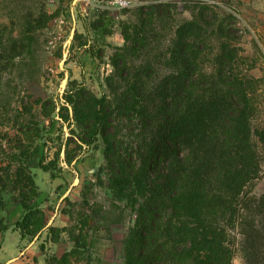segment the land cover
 <instances>
[{
    "label": "trees",
    "instance_id": "trees-1",
    "mask_svg": "<svg viewBox=\"0 0 264 264\" xmlns=\"http://www.w3.org/2000/svg\"><path fill=\"white\" fill-rule=\"evenodd\" d=\"M175 8L172 0L138 7V23L124 24V45L115 48L108 92L97 97L84 81L73 82L68 115L57 120L81 130L84 154L104 144L109 190L137 217L125 264H232L237 253L246 264H264V196L252 195L263 168L259 81L235 46L232 12L202 2L184 7L191 19L175 24ZM112 18L98 14L93 30L112 34ZM38 153L34 145L20 157L46 173L57 169L58 154L45 164ZM8 168L7 178L16 169L12 177L25 185L18 205L26 215L6 222L7 180L0 178V236L14 228L33 242L46 229L60 232L31 205L38 194L27 167Z\"/></svg>",
    "mask_w": 264,
    "mask_h": 264
},
{
    "label": "rangeland",
    "instance_id": "rangeland-1",
    "mask_svg": "<svg viewBox=\"0 0 264 264\" xmlns=\"http://www.w3.org/2000/svg\"><path fill=\"white\" fill-rule=\"evenodd\" d=\"M73 1L0 0V178L7 180L2 215L12 223L18 203L26 199L21 195L25 185L12 177L16 169L7 178L8 166H25L38 194L31 205L45 212L48 228L60 230L46 229L32 242L11 228L0 236V249L9 240L11 252L24 264H125L124 243L136 213L116 201L109 190L102 140L84 154L78 141L81 130L69 121L58 122L57 113L67 117L63 109L73 82L84 81L97 97L108 92L106 79L114 71L112 58L118 46L105 42V30H93L97 15L108 13L113 21L106 29L122 33L124 24L138 23V7L157 0H131V9L111 12L87 9ZM202 2L217 4L222 13L236 16L235 46L253 67L249 75L259 81L255 117L259 127L264 122V0H172L175 24L191 19V11L184 7ZM170 37L167 34L164 43ZM15 47L19 50L13 51ZM34 145L45 164L59 155L56 170L46 173L36 162L20 157ZM260 150L263 168L252 192L256 198L264 196V149ZM232 264L246 263L237 253Z\"/></svg>",
    "mask_w": 264,
    "mask_h": 264
},
{
    "label": "crops",
    "instance_id": "crops-1",
    "mask_svg": "<svg viewBox=\"0 0 264 264\" xmlns=\"http://www.w3.org/2000/svg\"><path fill=\"white\" fill-rule=\"evenodd\" d=\"M104 38H105V42L108 44H113V45H116L118 47H121L124 45V39H123L122 33L113 31L112 34L105 35ZM108 68L110 71L113 70L111 65H108ZM101 86L105 89V84H102ZM25 214H26L25 210L22 207L18 206L14 211V214H13L14 219H13L11 224H16L19 220H21L23 218V216ZM14 234L16 236L20 237L19 232L15 231ZM20 241H22L21 238H20ZM12 247H13L12 242H9V240H6L5 244L0 249V262L2 260H5V261H3L4 264H24L23 259L22 260L21 259L16 260L19 257H18V255H16V253L11 252ZM2 256H3V259H2ZM27 258H29V257H27ZM27 258H25V261L27 260Z\"/></svg>",
    "mask_w": 264,
    "mask_h": 264
},
{
    "label": "built area",
    "instance_id": "built-area-1",
    "mask_svg": "<svg viewBox=\"0 0 264 264\" xmlns=\"http://www.w3.org/2000/svg\"><path fill=\"white\" fill-rule=\"evenodd\" d=\"M74 5H81L87 9H102L107 12L114 10H128L134 6L131 0H74ZM86 13V9L83 11Z\"/></svg>",
    "mask_w": 264,
    "mask_h": 264
},
{
    "label": "water",
    "instance_id": "water-1",
    "mask_svg": "<svg viewBox=\"0 0 264 264\" xmlns=\"http://www.w3.org/2000/svg\"><path fill=\"white\" fill-rule=\"evenodd\" d=\"M62 67H63V65H62Z\"/></svg>",
    "mask_w": 264,
    "mask_h": 264
}]
</instances>
